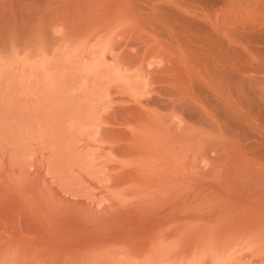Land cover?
<instances>
[{
    "label": "bare ground",
    "instance_id": "obj_1",
    "mask_svg": "<svg viewBox=\"0 0 264 264\" xmlns=\"http://www.w3.org/2000/svg\"><path fill=\"white\" fill-rule=\"evenodd\" d=\"M16 48L30 51L35 49L39 53H43L44 50V53L49 55L50 50L56 48L64 51L68 57L73 54L72 59H66V56V62L61 63L72 65L74 62L73 66L81 64V68L84 66L83 70L86 73L83 72L86 77L91 75L92 80L97 74V69L100 68L101 73L104 71L102 75L108 80L106 83L101 79L103 81L101 87L105 84L107 86L105 91L102 90L104 87L98 89L102 90L100 94L106 92L103 94L106 95L107 102L103 106L105 110L107 108V112L103 111L100 120L97 119L99 124L93 120L95 126L98 124L96 133L100 134L96 136L100 135L101 143L99 138H95L97 139L95 141L102 144L100 148L95 147L98 148V154L100 149L105 151V156L100 155L104 157V164V160H107L105 157H108L106 162L109 163L114 161V158L116 160L112 164L102 165L100 162L102 157L98 155L99 159L96 154L92 161L94 160V165H99V169L102 166L101 170L105 171V175L107 170L108 175L110 170H113L109 177L103 176L109 182V185L106 183L105 185L118 192L116 199L117 201L120 199L118 202L122 205L124 202L127 210L119 204L116 205L118 203L114 196L116 193L109 192L110 189L104 185H101L102 190L101 186L99 190L95 188L98 192L92 193L95 195L94 198L98 197V193L100 195L105 192L102 194V200L106 199L105 195L110 197L108 201L112 200L113 196L116 201L113 205L117 207L109 204L110 208L118 209L106 218L105 213L108 212L106 209L109 205H106V209L104 206L110 202L102 201L103 212L101 205L98 208L104 219L102 217L96 219L99 217L96 213L93 216V212L99 210L97 207H91L92 201L96 203L95 206L101 201L96 198L98 202H95L88 195L90 193L88 191L92 192L93 189L85 190L88 192L86 201L90 202L87 198H91L90 208L95 209L91 210V213L90 210L86 211L88 203L86 204L88 206L85 205L87 208L84 206L86 209L82 206L86 203L82 200L77 199L74 203L70 198L72 203H69V198H66L68 203H65L62 201L63 198L60 200L56 198L55 192V195L51 194L52 197L49 192L50 198L45 195L47 192L43 193L42 190L40 192L38 188V193L41 196L44 194V198L36 196L37 194L33 192L34 190L36 192V189L32 188L30 194H28L30 191L24 190L29 197L26 200L21 199L24 197L22 194L20 198L14 196L21 200L20 203L19 199L15 201L9 197L14 190L24 186H19L18 178L16 181L20 188L15 185L16 181L12 180L15 184H7L16 188L11 190L10 187L12 192L4 194L7 195L6 198L2 194V198L5 199L0 197V264H105L111 250L100 249L105 250L109 247L112 249V246L113 248L119 246V249L121 246H127L131 257L135 255L139 257L148 252V248L153 246L149 247L153 241L156 243V237L158 240L163 236L168 238L169 234L173 231L177 233V230V234L182 232L185 237L189 232H186L185 227L184 233L182 228L189 221L198 222L196 226L200 221H205L207 228L199 226L201 230L208 229L209 234L215 231L212 225L213 228L219 225L216 226L219 227L216 231L218 236H222L221 239L223 236L239 238L247 233V241H250L248 245L251 242L258 244L254 251H251L254 245L247 249L251 251L247 253H251L247 255L250 259H247V264H264V0H0V54H7ZM60 54L64 59L65 54ZM73 58L75 59L71 63L70 60ZM101 73L98 75L103 78ZM91 85L92 83L89 85L91 88L97 89V85ZM92 89L91 92L94 91ZM89 94L88 96L92 97L93 94ZM102 107L98 105L96 108L102 110ZM94 110H90L93 115L89 116L96 120L99 116H95ZM68 151L65 153L68 154ZM54 158L60 160L57 154ZM96 159L98 163H95ZM52 160L53 164L58 161L53 158ZM51 161L50 164L47 163L49 166L46 168L50 170L55 167V171L58 168L57 173L51 169L56 176L59 177L61 174L62 178L64 173H68L64 168V165L67 166L66 160V164L60 160L61 167L57 168L56 164L52 167ZM71 162L73 160L70 161V164H73ZM199 163H204L206 170L199 169L203 168L198 166ZM70 164L66 167L68 171L71 170L68 167L72 168ZM94 165L91 166L92 169L90 167L91 170ZM43 166L41 163L42 169ZM59 168H62V173L66 171L62 174ZM3 171H1L3 175L4 173L9 177L13 175L12 170ZM7 172H11V175ZM52 173L49 174L52 175L50 179L55 177L58 181L60 178L53 176ZM66 175L64 177L66 180L63 178L60 180L68 183L77 177L72 173L70 174L72 177ZM23 178L26 177L23 175ZM11 179L6 181L9 182ZM26 180L28 181L27 178L24 181ZM104 180L103 178L101 182ZM22 181L21 183H24ZM52 181L54 182L51 180L50 183ZM183 181L188 183L184 186ZM3 182L2 184H5ZM77 182L75 184L80 185V188L73 182L64 183L66 188L68 185L69 188L70 185L75 186L68 190L62 188L64 187L62 183L57 182L58 185L56 183L55 185L76 198L79 196L78 193L74 194L76 187L78 190L85 189L81 186L82 183ZM29 183L24 184L27 186ZM48 185L54 186V183ZM3 186L5 188V185ZM53 186L52 189L55 187ZM127 186L130 191V188L139 190L131 192L134 195L136 193L140 195L141 189L143 191L145 186L153 188L154 192L146 187L153 194L168 192L165 196L161 194L164 198L159 196L163 198L161 201H158V195L157 199L153 195L155 203L146 197L145 202L143 198L141 201L136 199L137 195L134 198ZM123 187L129 192L127 193L130 195L129 198L138 200L137 203L140 201L139 205H130L128 208L127 197H122L121 201L119 195L122 191L124 192L122 194H125L126 190H123ZM177 187H182L178 194L174 190ZM83 189L78 191L79 194L85 195ZM58 190H56L58 195L65 194L61 191L59 194ZM170 190L173 193L169 192ZM81 191L83 193H80ZM3 192L1 190L0 195ZM166 195L171 196L167 198ZM81 196L80 198L84 197ZM46 197L53 202L47 201ZM129 198L128 200L132 201ZM147 201H151L152 204L148 205ZM15 202H19V205L23 203L21 207L25 206L26 212L17 203L14 207ZM17 207L26 214L23 217L21 212L20 219H16L20 213V210L16 211ZM11 211L17 214L13 215ZM95 219V223L100 220L92 225ZM208 223H212L209 225L210 228ZM172 225L177 229L174 230ZM198 227L193 228L199 233ZM208 231H204L201 237L204 238ZM156 232L159 236L153 235L157 234ZM201 234L202 232L199 235ZM216 234L217 232L215 236ZM181 237L177 242H182L180 239L183 240L184 237ZM188 238H191L190 234ZM164 239L165 237L160 239L161 243L165 242ZM227 239L231 242L229 237ZM186 240H183L184 243ZM212 241L214 242V240L210 242ZM210 242H207L209 246L215 245ZM198 243L201 245V242ZM195 244L200 247L199 244ZM180 247L178 250L183 246ZM154 248L157 247H153V250ZM188 249L193 251L192 248ZM160 250L155 251L156 253L153 251L156 254L155 258L157 253L159 257V252H163V249ZM180 251L178 253H181ZM188 251H185V254ZM153 256L149 258L152 259ZM116 257L117 259L119 257L120 262L123 256ZM160 257L162 259V256ZM139 258H134V263L131 260V264H135ZM155 258L150 260L151 263ZM141 259L143 261L142 257ZM113 260L110 262L113 263ZM122 261L114 262L122 264ZM123 262H126L125 259ZM138 262L140 264L139 260ZM143 263L146 264V261Z\"/></svg>",
    "mask_w": 264,
    "mask_h": 264
},
{
    "label": "rangeland",
    "instance_id": "obj_2",
    "mask_svg": "<svg viewBox=\"0 0 264 264\" xmlns=\"http://www.w3.org/2000/svg\"><path fill=\"white\" fill-rule=\"evenodd\" d=\"M19 49L20 48H16L15 51L14 50L13 51L10 50L9 52H7V54L3 53L4 55L0 54V172L3 171V170H5V172H6V170H9V171L12 170L11 172L13 173V175L10 176V177L6 176L5 175L6 173H4V175H3L2 172L0 173V175L3 176V178H0V182L2 181V179L5 180V182H3L4 180L2 181L5 184H2V182L0 183V188H1L0 191L1 190L4 191L3 193H1L0 197L1 198L3 197L2 194L4 195V194H7L8 192L9 193L12 192V191H10V189L13 190L14 186H11V185L15 184V182H12V180L16 181L17 178H18V180L20 182L19 186L22 187L21 185H23L24 188L22 187L21 189H16V190L13 191V193H10L11 195L9 194L10 197L8 196L10 199H11V197H12V199H15V201L17 199L15 197H19V196L22 197V195L25 197V198L22 197L21 198L22 200L23 199L26 200V198L28 199L29 197L25 193L24 190H28V192H29L33 188V189H36V192H35V190L33 191L35 193V195L37 194L36 196H40V197H43V198H44L45 195L49 196V192H50V195L51 194L52 195L56 194V198L59 199V200L61 198H63L62 201L65 202V203L66 202L68 203V200H67L68 198H69V203H72V201H74V203H75L77 199L78 200H82V201L86 202L84 205H82L83 207L88 203L89 206L86 205V206H88V210H86V211L90 210L89 211L90 213L92 212L91 210H93L96 207L99 210L98 207L100 205H101V207H100L101 211H102V209L107 207L106 205H109V204L113 205L114 203H116V201L118 199V196H117L118 192L116 193V192H114V190H111L110 188L106 187V185H109V182H108V179L105 178L106 176L109 177L111 171H113V170L109 169L110 172H109V175H108L107 174L108 170L106 169L107 171H106V175H105L104 174L105 171L101 170L102 166L100 167L101 169H99L98 168L99 165L98 166H97V164L94 165V162H93L94 160L92 161V159H95L96 157L99 158L98 155L99 156L100 155L103 156V154H104V156L106 155L105 151H102L101 149H100L99 154H98V148H100L99 146H101L102 144H100L101 143L100 137H99L100 135L96 136L97 134H100V133H96L97 129H98V128H96V126L99 124L98 120H100V115L104 114L103 111L107 112V108H106V110L104 108V106L106 104L105 102H107V101H105V100H107L106 99V95L104 96V94H106V92L105 93L103 92L104 94L103 93L100 94V92L102 90H104L106 88V86H107V84L104 83L105 85L104 86L102 85V87H104V88L102 90H100L102 88L101 87V84L103 82L102 80H105L106 83H107V80H108V79H106L105 76L103 77V75H102V73L104 71L102 70V73H101V69L100 68L97 69L96 70L97 74H95V77L92 80L91 75L86 77V74H85L86 72H85V70H83L84 66L82 68L80 67L81 64H79V66H77V65L73 66L74 62L72 63V61H74L75 58H73V60H70L72 65L71 64L68 65L69 63H67V64L61 63V62H66L65 61V57L66 56H67L66 59H68V58L72 59V57H74L73 54H72L73 56L69 55L70 57H68V55H66L64 51L62 52V50H58V49L56 50V48H54L55 52H54L53 49H51L52 51L50 50V52L48 50L50 55L48 53H44V50H43V53H41V52L39 53V52H36L35 49H31L33 52L28 50V49L27 50L26 49H24V50L20 49L19 50ZM40 51H42V50H40ZM60 53L65 54L64 59H62L63 57L61 56ZM67 54H69V53H67ZM67 61H69V60H67ZM78 63H81V62H77V63L75 62V64H78ZM98 71H99V73H101V76L103 78H100V76H99L100 74L98 73ZM97 75L99 76L98 80H96L97 79L96 78ZM89 79H91L90 80L91 82L89 81ZM99 79L100 80L102 79L101 82H100ZM93 81H95V83H94L95 85L93 84ZM98 81L100 82L99 84H97ZM91 83H92L91 86H96L97 85L96 86V88H97L96 90H95L94 87H92V88H94V89H92L89 86ZM99 87H101V88L98 89ZM88 88H91L92 90H94V91H92L94 93H92L90 91L91 89L89 90ZM89 92H91V94H93V95L89 94ZM88 94L91 95L92 97L88 96ZM94 94H95V97H94L95 100L93 98ZM101 95H102L103 98L100 97ZM89 97H90V100H91V98L93 100L90 101ZM92 104H94L95 106L97 105L96 107H98V105H100V108L103 105L104 106L102 107L103 109L101 110L100 108L97 109L94 105H93V107H91ZM101 104H102V106H101ZM93 108L94 109L96 108L97 112L95 111L96 109L94 110ZM91 109L94 110V112H96V113L93 112L95 114V116H97V117L99 116L98 118H96V120H95V118L92 119V116L91 117L89 116L90 114L93 115L92 111L90 113ZM99 109L101 110V113H100ZM97 113H98V115H96ZM95 116H93V117H95ZM93 120H94V122L96 121L98 123V124L96 123V126H95ZM95 138H99L100 143L99 142L97 143L95 141L97 139H95ZM65 146H68V147H65ZM95 146H97L98 148L95 147ZM63 147H65V148L63 150H61ZM68 148H70L71 150L68 149ZM66 150L67 151L69 150L70 152L68 151V154H66L67 153ZM62 152H64V153L66 152L65 154L67 156L64 153L62 154ZM55 154L58 155L59 159L62 160L63 163H65V160H66L67 166H69L68 164H70V161L73 160V162H71L73 164H70V166L72 165V168L68 167L69 169H71L73 171H71V170L68 171V169L66 168L67 166L65 167V165H64V168L67 170L68 173H64L66 170L63 171V173L65 175L67 174L66 177L70 176L71 173H72V175L75 174V176H77L76 178L73 179L74 181L76 180L75 182L71 178L70 179L72 181L69 180L68 183L67 182H63V180H60V179L63 178L64 180H66L64 178L65 175H62L64 177L60 178V176H61L60 173H58V174H60L59 177H58V176H56V174L54 172L53 173L51 172L52 171L51 169L55 168V167H53L55 164L57 165L56 168L59 165H61L60 160H58V158H54ZM96 154H97V156H96ZM59 155H61L62 157L59 156ZM63 155H64V157H63ZM94 155L96 157H94ZM102 156H100V157H102ZM52 158L56 159V161L57 160L58 161L56 162L54 160L56 163L53 164L54 162H52L53 161ZM106 158L108 160V157H105V159ZM103 159H104V157H102V160H100L101 163H103ZM114 159L116 160V158H114ZM50 161H51V164H52L53 168L48 170L46 167L49 166V165L47 166V163H49ZM74 161H76L78 163H76ZM96 161H97V159L95 160V163H98V161L97 162ZM106 161L104 160L105 164H112L114 162V161H110V163H109V162H106ZM58 162H60V163H58ZM100 162H99V164H100ZM41 163H42V166L45 164L43 166V169L41 167ZM83 163H84V165H83ZM88 163L89 164L91 163V164L89 165ZM74 164H76V165H74ZM86 164H88V165H86ZM105 164L103 163L102 165H105ZM116 164H118V162ZM92 165H94L93 166L94 167L93 170H91L92 169V167H91ZM198 166L199 167L200 166L203 167V168H201V167L199 168L198 167L199 169H201V170L205 169L206 170L204 163H201V164L199 163ZM59 167H61V166H59ZM88 167H89V169H86ZM90 167H91V169H90ZM104 167H103V169H104ZM23 168H24V172H23ZM36 168H37L38 171L36 170ZM61 169H60L59 172L62 173ZM118 169H119V167H118ZM26 170H27L28 173H26ZM57 170H58V168L56 169V171L54 169V171L56 173L58 172ZM82 170H84V172ZM90 170H91V172H90ZM99 170L102 171L103 173L102 172L98 173ZM49 171L53 174V176L55 175L56 177H58L60 179H58V181H57V178H55V177H54V179H53V177H52V179H50L52 175H49V174H51V173H49ZM115 171H117V169ZM69 172H70V174H69ZM96 172H97V174H95ZM10 173L7 172L8 175ZM26 174L28 176H26ZM23 175L28 179V181L27 180L24 181L26 178H23ZM72 175L70 177H72ZM104 175H105V177H103ZM75 176H73V177H75ZM79 176L81 178L83 177V179H81ZM4 177H7V178L5 179ZM11 177H12V179H11ZM89 177H91V178H89ZM92 177H93V179H92ZM95 177L97 179L100 178L99 179L100 182L103 180V178L105 180H104V182H101L102 183L101 184L99 182V180H97ZM21 178H23L24 183L34 182L35 184L34 183L33 184L29 183L27 185L28 186L27 187L26 184L21 183V181H22ZM8 179H11V180L9 182H7ZM68 179H69V177H68ZM78 179H80V180L78 181ZM51 180H54V182L52 181V183H54L55 187L53 185H50V187H49L48 184H52V183H50ZM59 180L62 181L61 182L63 184L62 186H64L62 188H65L67 190L72 188L73 185H70V188H69V185H68L67 188H66V185L64 183L71 184V182H73V184H75L77 181H78L77 182L78 184L85 183L83 185L81 184V186H84V188H85V189L81 188V189H83V191H85L86 189H87V191H88V189L89 190L93 189V190H92V192L88 191L90 193L85 191V193H84L85 195L79 194L78 191H80L81 189L78 190V188H80V185H76L75 184L76 186H78V188L76 187L77 190L75 189V191L74 190L73 191L75 192L74 194L78 193L77 195H79V196L78 197L76 196V198L73 196L75 198L74 199L72 196H70L65 191H63L64 189H62V191H61V188H58L57 182L59 183L60 182ZM106 180H107L108 184H107ZM184 181H187V180H184ZM184 181L182 182V184H184V186H185V184H187L188 182L185 183ZM7 183H10L11 185L7 184ZM55 183L57 185H55ZM61 183H59V184H61ZM105 183H106V185H105ZM6 184L9 185V186L7 187ZM17 184H18V181H16L15 185L17 187H19ZM30 184L32 186L31 188H30ZM3 185H5V188H4ZM86 185L88 186L87 188H86ZM89 185H91V186H89ZM101 185H104L106 188L110 189L109 192L113 191L112 192L113 194L116 193V194H114L115 199L117 198L116 201L113 199L114 197L111 195L112 193H110V196H112L111 198H112V200L114 202H112V200L108 201V198H110V197H108V195H105L104 199L105 198L106 199L102 200V198H103L102 194L103 193L105 194V192H103L100 195L98 193L97 194L98 197L96 196V198L101 200V201H99L98 206L97 205L95 206L96 203H93L91 198H87V200L90 201V202H87L86 201V197H87L86 193H88V195L90 197H92L95 202H98V199L96 200V198H94L95 195H93V194L98 192V191H96L95 188L98 189L99 186H101ZM16 186H15V188H16ZM51 186H53L55 189L58 188L59 190L58 189H56V190H58L57 192H59V194H60V191L61 192H65V194L63 193L65 196L63 194L58 195L56 193V190L54 188L52 189ZM92 186H93V188H92ZM104 186H103V188H104ZM10 187H12V188H10ZM59 187H61V185ZM73 187L75 188V186H73ZM89 187H91V188H89ZM131 187H133V186H131ZM146 187L149 190L153 189V188L150 189V186H145V189L143 190L144 191L143 192L141 187H140L139 188V189H141L140 195H139V193H138V195L136 193L135 195L138 196L136 199H140V201H141L142 198L144 199L146 197V199H148V200L152 199V201L155 203L154 200L157 199L156 195H158V201H161L164 198L162 195L165 196L166 192H168V191L164 192L165 194H163L162 192H156L155 194H153V192H154L153 190L154 189L152 190L153 192H151V191L149 192V190H147ZM182 187H180V188L177 187V188L174 189L175 191H177L176 194H178L181 191L180 189H182ZM7 188L8 189L10 188V189L7 191L6 190ZM25 188H27V189H25ZM28 188H30V189H28ZM37 188L40 190V192L43 191V193L47 192L48 194L46 193L44 195L42 193L44 196L43 195L41 196V194L38 193V191H37L38 189ZM101 188H102V186L100 187V190H102ZM126 188L128 189V186ZM126 188H124L123 190H125ZM108 189H107V191H108ZM127 189L125 190V194H127V193L129 194V192H130V194H131V192L135 193V191L138 190V189L135 190V188H134V190H133V188H130L131 191L128 189L129 192H127ZM176 189H178V190H176ZM17 190H19V191H17ZM15 191L17 192V194H19L18 196H17ZM83 191H81L80 193H83ZM116 191H118V190H116ZM54 192H55V194H54ZM119 192H120V190H119ZM169 192H171V190ZM30 193H31V191L28 194H30ZM122 193H124V192L122 191ZM122 193L119 196L121 197V201H122V197H127V199L125 198L127 202L126 201L125 202L127 204H129V206L127 205L128 208L131 207V206H136V205L140 204V201L137 203L138 200L134 199L135 198L134 194H131L134 198H131V197L129 198L130 195L127 194L128 195L127 196V195L122 194ZM149 193L152 196L155 195L156 199L154 198V196L152 198L149 195ZM171 193H173V192H171ZM20 194H22V195H20ZM66 194L69 195L70 197L67 196ZM106 194H108V193L106 192ZM26 195H27V197H26ZM52 195H51V197H52ZM57 195L59 197H57ZM61 195H63L65 198L63 196L60 197ZM80 195H82L81 197H83V196L84 197L80 198ZM171 195H166V197L168 198ZM4 196H5V198L7 197V195H4ZM149 196H150V198H149ZM159 196H162L163 198L161 197L162 198L161 199ZM49 197H46L47 201H50V200L52 201V199H48ZM5 198H2V199H5ZM43 198H41V200H43ZM70 198H72L73 200L71 199L72 200L71 201ZM128 198L130 200L132 199L133 202L129 201ZM134 200H136V202ZM18 201L20 202L21 200L19 199ZM44 201H46V200H44ZM91 201H92V206L90 205ZM102 201L105 202V203H108V202H110V203L105 204V206L103 208L102 205L104 203L101 204ZM106 201H108V202H106ZM144 201L146 202L145 199H144ZM144 201H142V202H144ZM19 202H15V206L14 207H16L17 206L16 203L18 204ZM120 203L118 202V203H116V205L119 204V206H122L123 209L127 210V208L125 207L126 204L123 202V204L125 205L124 206V205H122ZM149 203L152 204L151 201L148 202V205H149ZM22 204H20V205L18 204V206L21 207ZM116 205H113V207L116 208L117 207ZM90 206L94 207V208L91 209ZM110 206L111 205L108 206L109 207L108 209L105 208L106 210H108V212L106 211L107 213L104 212L106 218L109 217L108 215H110L111 212L118 210V209H114V208H113V210H111L112 207L110 208ZM14 207L12 209L15 211ZM18 208L19 207H17V209H16L17 212H19V210H20ZM21 208H23V210H25L24 212H26V207L25 206L24 207L22 206ZM97 209H96V211H98ZM23 210L22 209L20 210V213H18L19 217L16 216V219L17 218L20 219V215H21V212ZM14 211H11V212L14 213L13 215L17 214ZM101 211L99 210V212H93V216H95V213H96V216L99 215V217H96V219L97 218L101 219V217H102V219H104L105 218V217H103L104 215H101L103 211L102 212ZM11 212H10V214H11ZM24 214L25 213L22 214L23 217H24ZM96 219L94 221H92V223H93V224L91 223L92 225H95V224H97L99 222L98 220H100V219H98L97 223H95ZM189 222L186 223L187 226H186V224H185V226H183L182 231L185 230V227H186L187 228L186 232H189L191 238H188L189 234L186 233L187 235L184 237L185 234L180 232L179 234L181 236L183 235L181 237L179 234H177L178 233V230H177V233H176V231H173V233H171L172 235L169 234L168 238H167V236H163L167 240L166 241L164 239L165 242H163L164 241L163 240L162 241L163 243H161V240L163 239V237H159L161 240L159 239L160 243L157 245V242H159V240H158V237H156L157 238L156 243H155V241H153L152 242L153 244L151 243L149 245V247L151 245H153L150 248H148L147 251L149 253L146 252L144 255L139 256L140 258L141 257L143 258V261H142V259L140 260V258L137 255H135V256H137V257H135L132 254L133 257H131L130 256L131 254H129L128 251H127V249H128L127 246L126 247L125 246H123V247L121 246L120 247L121 249H119V246L117 247L118 249L115 248V246H114V248H115L114 249L113 246H112V249H109V248H111V247H109V248H107L105 250L104 249L103 250L100 249V251H107V250L110 251L111 250L109 252V254L107 255L109 257V259L107 257V259H108L107 261H109L110 264L112 263L110 261L113 260L114 257L115 258H114L112 264H115L114 261L119 262V257L117 259L116 255L124 257L126 262H123L124 261L123 257L120 258L121 260H123L122 264L123 263L126 264L128 262H129V264H131L132 261L134 263V261H135V260H133L134 258H136V259L139 258L138 260L140 261V264H145V263H143L144 260L146 261V264H148L150 260L155 258V256H156L155 253L158 252L157 250H160V249H163L162 251L164 252V253L163 252H161V253L159 252V257L162 256V259H161V257L160 258L158 257V253H157V257L158 258L156 257L155 258L156 260L154 259L152 263L150 261L151 264H197L198 262H199L198 264H247V259H249V257H247V255L251 254V253L250 254H247V253H249L251 251H254L255 247H257V245H258L257 243H254V242H251V244L248 245V243H250V241L249 240L247 241V237H246L247 233H246V235L244 234V236L242 235V237L240 236L239 238L238 237L232 238L234 236H232V237L227 236V237L230 238L229 241L231 240L232 243L234 242L232 244L231 242H228V239H227L226 236H223V239H221L222 236H218V231H216V229L218 230L219 227L217 228L216 226H219V225H216L213 228L214 225H212V223L211 224L208 223V226L212 225V229H214L217 232L216 236L219 238V240H218V238H216V236H215V233H216L215 231L212 232L211 234H209L210 232L208 231V229L201 230L202 228L203 229L207 228V223L205 221H202V222L200 221L199 222V225H201L202 228L199 225H197V226L195 225V224H198V222L197 223H194V222L192 223V221H189ZM200 223H202V224L205 223L206 227H204L205 224H203L204 225L203 226ZM188 224H189V226H188ZM191 226H192V228H191ZM172 227H173V229L174 228L177 229L174 225H172ZM193 227H195L196 229L198 227V229H200V232L198 233V231L195 228H193ZM210 227L211 226H209L208 228H210ZM170 229H172V228L170 227ZM192 230H193V232H192ZM209 230L211 231V229H209ZM204 231L205 232L208 231V233H207V235L204 234L206 237L204 236V238H202L203 237L202 236L203 233H205ZM183 232L185 233V231H183ZM201 232H202V234L199 235ZM156 233L157 234L153 233V235L154 236L155 235L159 236L158 232H156ZM196 233H198V234H196ZM175 234H177V237L179 235L178 239L180 237L181 238L184 237V239H183L184 241L186 240V238L189 239L188 241L187 240L186 241L188 243H190V244H188L187 242H186L187 244L184 243V241L182 239H180V240L183 243L182 242L181 243L177 242L178 239H177V237H175L176 236ZM195 234L197 236H195ZM212 234H213V236H211ZM192 236L195 237V238H193ZM174 237L176 239H174ZM212 237H214V239ZM244 237H246V238H244ZM156 238H154V240ZM196 238H198V239L196 240ZM215 238H216V240H215ZM241 238H244V239H242L240 241ZM205 239H206V241H205ZM220 239H221V241H220ZM224 239H226L227 242ZM191 240H193V241L191 242ZM203 240H204V242H203ZM208 240H210V241L214 240V242L213 241L210 242ZM195 241L201 242V245H200V243L195 242ZM235 241H237V243ZM207 242H210V244L215 243V245H216L217 242L218 243H217L216 246L214 244L209 246V243H207ZM195 243L199 244L200 247H198V245H196ZM229 243H231V244H229ZM252 243H254V244H252ZM184 244L185 245H190V246L188 247V246H185ZM204 244H205V246H204ZM159 245H160V247H159ZM206 245H208V246H206ZM250 245H254V246L251 248ZM179 246H181V247L183 246L182 248L180 247L182 250L181 249L178 250ZM248 246H250V247H248ZM153 247H157V248H154V250H153ZM158 247H159V249H158ZM187 247L188 248H192L193 251L191 249H188ZM122 248H124V250L126 249L125 250V253L127 252L126 254L123 252L124 250H122ZM196 248H198V249H196ZM250 248H251V251L247 250V249H250ZM185 249H187V250H185ZM119 250H121V251L119 252ZM149 250L150 251L153 250L154 252L155 251L156 252L154 253L152 251L150 253ZM188 250H191V252H193V253L189 252ZM100 251L98 250V252H100ZM114 251H115V255H114ZM179 251L181 253H178ZM185 251H188V252L185 254ZM118 252H119V254H117ZM182 252H184V253H182ZM110 253H112L113 255H111ZM152 253H153V255L154 254L155 255L154 256L151 255ZM177 253H178V256H177ZM92 254L93 253H91L90 255L92 256ZM160 254H162V255H160ZM109 255L112 256V258H110ZM126 255H127V257H126ZM146 255H148V256L146 257ZM150 255L153 256L152 259H150L151 258ZM179 255L180 256L182 255V257H180ZM183 255H185V256H183ZM129 256L131 257V259H129ZM175 256H176L177 259L175 258ZM127 258L129 259V261H128ZM148 259H149V261H148ZM121 260H120L119 263H121ZM138 260L135 262V264H139ZM204 260H205V263H204ZM107 261H106V263H108ZM202 261H203V263H202ZM116 264H118V263H116ZM253 264H255V263H253Z\"/></svg>",
    "mask_w": 264,
    "mask_h": 264
}]
</instances>
